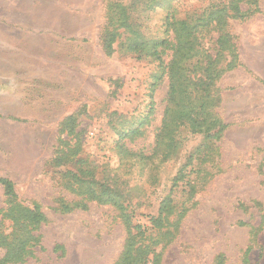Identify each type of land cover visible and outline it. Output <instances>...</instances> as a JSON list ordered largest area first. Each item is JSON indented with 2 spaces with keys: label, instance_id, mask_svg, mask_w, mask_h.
<instances>
[{
  "label": "rangeland",
  "instance_id": "obj_1",
  "mask_svg": "<svg viewBox=\"0 0 264 264\" xmlns=\"http://www.w3.org/2000/svg\"><path fill=\"white\" fill-rule=\"evenodd\" d=\"M0 60V264H264V0H0Z\"/></svg>",
  "mask_w": 264,
  "mask_h": 264
},
{
  "label": "trees",
  "instance_id": "obj_2",
  "mask_svg": "<svg viewBox=\"0 0 264 264\" xmlns=\"http://www.w3.org/2000/svg\"><path fill=\"white\" fill-rule=\"evenodd\" d=\"M215 16L218 17V21L222 22L223 19L221 18V12H216L214 13ZM143 47V45H138V44H132L131 48L133 49V51H136L138 49V47ZM183 48L182 44H178L176 46L175 49V56H177L181 49ZM190 50V49H188ZM155 56H158V52L157 51H153ZM172 80H171V93L172 96L176 98V96H178V94L183 93L182 89L184 88L183 85L180 83V78L178 79V67H177V63L173 62L172 65ZM210 79V78H209ZM178 98V97H177ZM195 111V109H190L191 111ZM211 117H213L215 120H211L210 122H206V119H203L201 121H196L194 116H189V120L191 122V129L193 131V133H202L204 134L205 138L207 139H219L225 129V126L223 125V123L217 119V116H213V114H211ZM66 131L68 132V134H74L75 133V128L73 127L74 125V117L68 118L66 121ZM0 183L4 186L7 195L9 196H14V185L11 181L7 180V179H1L0 178ZM36 215V213L34 214ZM37 217L41 218V215H38ZM32 239V237H30V240ZM5 242V239L2 240V243ZM26 244V242H22L14 247H11V245L6 242L7 245V249L9 248V252L7 253L6 256V260L9 261H13L14 258L17 257L18 252L20 249L24 248V245ZM149 252V249L143 246H139V247H134V245L128 246V253H131L129 255L124 256L121 259V262H119V264H140L142 263V259L144 256H146ZM134 253V255L132 254Z\"/></svg>",
  "mask_w": 264,
  "mask_h": 264
},
{
  "label": "crops",
  "instance_id": "obj_3",
  "mask_svg": "<svg viewBox=\"0 0 264 264\" xmlns=\"http://www.w3.org/2000/svg\"><path fill=\"white\" fill-rule=\"evenodd\" d=\"M3 64L8 65L9 61L6 60L4 62V61L0 60V68H1V66L4 68ZM13 73H14L13 75H8V73L6 71H4V70L2 71L0 69V108H1V104L3 103V104H6V107H4V106L3 107L5 109H7L8 100H7V98L2 100V96L6 95L8 93V91H7L8 90V80H11L10 78L16 76V72L13 71Z\"/></svg>",
  "mask_w": 264,
  "mask_h": 264
}]
</instances>
